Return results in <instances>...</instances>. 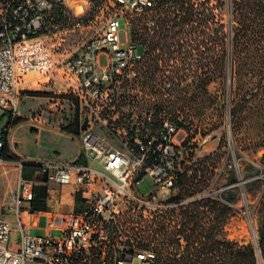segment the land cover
<instances>
[{
  "label": "built area",
  "instance_id": "obj_1",
  "mask_svg": "<svg viewBox=\"0 0 264 264\" xmlns=\"http://www.w3.org/2000/svg\"><path fill=\"white\" fill-rule=\"evenodd\" d=\"M155 1L116 0L98 34L86 39L78 51L57 55L45 40L60 31L58 18L77 14L88 0H0V112L6 118L0 125V163L4 140L21 118L24 79L35 75L31 81L72 112L74 131L67 133L69 123L59 129L79 143L84 159V163L44 161L39 164L41 173L56 186L72 183L86 203L83 212L60 217L59 225L47 222L48 234L43 237L27 235L18 221L13 229L0 219V264H90V257L105 253L109 224L129 208L171 193L182 166L189 165L192 150L172 142L176 132L172 123L160 115L154 128L152 113H139L134 102L126 103L125 96L115 92L121 89L114 86L120 75L141 59L135 54L136 44L122 33V20L143 14ZM58 109L63 110L59 104L54 112ZM26 120L40 126L42 113ZM141 182L148 187L144 195L138 191ZM20 204L17 195L11 206L17 220ZM12 232L18 237L13 241ZM120 257L115 264H149L154 259L152 254L145 261L125 252Z\"/></svg>",
  "mask_w": 264,
  "mask_h": 264
},
{
  "label": "trees",
  "instance_id": "obj_2",
  "mask_svg": "<svg viewBox=\"0 0 264 264\" xmlns=\"http://www.w3.org/2000/svg\"><path fill=\"white\" fill-rule=\"evenodd\" d=\"M128 31L131 42L141 52L140 61L134 63V81L137 89H146L150 94L143 112L152 113L154 128L160 115L176 130L189 131L193 119L204 120L205 110L224 100L208 93V86L216 82L227 86L229 118L234 129L252 103L264 106V0H156L146 12L134 16ZM157 53L165 56L166 68L174 71L169 61L179 55L183 72L167 71L159 78ZM74 126L70 124L67 133L73 132ZM257 147L263 151L264 166V135ZM2 151L3 162L19 161L10 153L7 139ZM31 168L37 174L31 211L38 212L45 210L47 179L39 166ZM206 174L204 166H182L170 203L179 204L199 195L203 189L199 185ZM236 182L234 171L229 172V183ZM257 183L259 180L247 187ZM237 190L232 187L225 191L230 204L236 202ZM231 213V207L219 198H201L178 207L177 211H168L160 217L162 221L154 222L155 236L162 248L152 250V264H259L254 245H239L225 239L224 227ZM254 215L258 222L256 243L264 264V186ZM169 247L179 252H168ZM112 257L108 252L89 260L90 264H115Z\"/></svg>",
  "mask_w": 264,
  "mask_h": 264
},
{
  "label": "rangeland",
  "instance_id": "obj_3",
  "mask_svg": "<svg viewBox=\"0 0 264 264\" xmlns=\"http://www.w3.org/2000/svg\"><path fill=\"white\" fill-rule=\"evenodd\" d=\"M115 1L88 0L89 5H82L77 14L69 13L58 18L60 31L45 40L47 48L57 55L65 51H78L86 39L101 31L105 19L111 16L114 11ZM133 19L134 17L125 16L122 20V33L129 42H131V35L128 28ZM140 53V49L135 52L137 55ZM155 55L158 57L156 64L159 68V78H162L164 72L167 71L183 72L180 69L179 55H176L177 59L169 61V66L176 71L166 68L167 61L162 53ZM100 65H105L104 58H100ZM127 68L129 71L120 75L121 82L116 78L118 83L114 86L121 89L118 88L119 90L117 89L115 92L118 95H124L126 103L134 102L136 110L142 113L150 100V94L146 89L136 88L135 75L133 74L136 70L135 64H129ZM207 90L211 97L217 95L224 100L218 105L206 109L204 120L201 121V118L193 119V127L189 131L178 129L172 137L174 144L192 150V155L189 156L190 163L186 165L187 167L193 166V169H199L204 166L206 168L207 174L203 179V184L199 185L203 188L200 187L201 193L179 204L170 203L173 198L171 193H160L153 203L144 204L140 207L134 206L133 210L129 208V212L125 216L111 222L109 224V244L105 248V253H111L114 256L112 257L114 262L121 258V252L134 257L143 256L147 261V255H153L152 250L154 248H162L158 237L155 236L154 222L161 220L160 217H164L168 211H177L178 207L187 206L190 202L201 198H219L231 207V217L224 227V237L227 241L239 245H254L258 229L254 206L264 186V166L261 162L263 151L257 147L260 138L264 135V106L258 102L252 103L243 113L239 126L234 129L229 118L230 106L227 99V86L225 88L223 84L216 82L210 84ZM58 104L63 110L58 109V112L53 110V113L48 114L53 115L52 119L55 123L58 122L61 127L66 126L72 122L73 114L65 109L61 100H58ZM2 119H5V116ZM25 134L26 129L20 131V135L25 136ZM44 137L51 145L49 147H58L59 158L69 160L72 157L71 152L77 145L73 140L71 141L70 138L60 133H48ZM39 147L40 145L37 144L28 146L26 149L29 154L33 155L34 152H42ZM231 171H234L237 179L234 185L229 183V172ZM256 180H259V183L251 188L247 187V184ZM17 182L16 168L0 165V208L14 194ZM232 187L238 188L234 204L228 202L229 196L225 194V191ZM138 191L144 195L148 191L146 183H139ZM252 231H254L255 236H253ZM154 239L156 240L154 241ZM139 240L141 241L140 245L138 244ZM133 241L135 242L133 243ZM174 250L179 252L175 247L168 248V252H174ZM152 263L153 260L149 262V264Z\"/></svg>",
  "mask_w": 264,
  "mask_h": 264
},
{
  "label": "crops",
  "instance_id": "obj_4",
  "mask_svg": "<svg viewBox=\"0 0 264 264\" xmlns=\"http://www.w3.org/2000/svg\"><path fill=\"white\" fill-rule=\"evenodd\" d=\"M35 75L28 74L24 79V84L21 87L19 113L21 118L17 120L11 134L7 137V146L10 153L17 157V163L2 162L0 165L13 166L17 171L18 184L17 188L9 199V201L0 208V219L10 223L14 229L17 221L24 226L25 232L31 237H43L48 234L45 230V225L49 221H53L56 225L60 224V217L69 213L79 214L86 209L83 192L74 188L73 184L65 186H56L46 183V197L43 201L45 210L38 212L31 211V200L33 194L34 182L37 174L31 167H36L41 162L49 160H57L61 162H79L84 163L81 148L79 143L69 134L59 129V123H55L51 114L58 104L57 100L51 98L50 93L39 87L31 80ZM55 111V110H54ZM42 113L43 123L40 126H34L26 120L27 117L34 113ZM4 115L0 112V125L6 123V118L2 119ZM71 122L69 123V125ZM26 129L25 136L20 135V131ZM60 133L64 134L77 145L71 152L69 160L59 158L60 152L57 146H51L45 139L46 134ZM24 138V139H23ZM39 144V150L29 154L27 152L28 146H35ZM77 162V163H78ZM21 164H26L22 166ZM44 175V174H43ZM45 176V175H44ZM46 177V176H45ZM17 195L20 197L21 204L19 210V218L17 220L14 211L11 209L13 200ZM17 234L12 232V241L17 239ZM10 246V245H9ZM14 248V247H12ZM40 264V263H27Z\"/></svg>",
  "mask_w": 264,
  "mask_h": 264
},
{
  "label": "water",
  "instance_id": "obj_5",
  "mask_svg": "<svg viewBox=\"0 0 264 264\" xmlns=\"http://www.w3.org/2000/svg\"><path fill=\"white\" fill-rule=\"evenodd\" d=\"M229 82V81H228ZM85 129V123L83 124L82 126V130ZM22 166L26 165V164H21ZM35 166H39V165H35ZM254 246H255V251H256V254H257V258H258V262L259 264H261V260H260V255H259V250H258V246H257V243H256V240L254 241Z\"/></svg>",
  "mask_w": 264,
  "mask_h": 264
},
{
  "label": "bare ground",
  "instance_id": "obj_6",
  "mask_svg": "<svg viewBox=\"0 0 264 264\" xmlns=\"http://www.w3.org/2000/svg\"><path fill=\"white\" fill-rule=\"evenodd\" d=\"M252 234H253V236H255V233H254V231H252Z\"/></svg>",
  "mask_w": 264,
  "mask_h": 264
}]
</instances>
